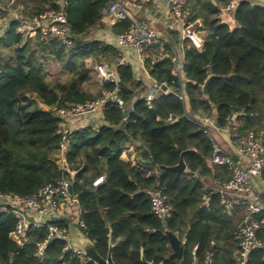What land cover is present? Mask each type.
I'll list each match as a JSON object with an SVG mask.
<instances>
[{
  "label": "trees",
  "instance_id": "1",
  "mask_svg": "<svg viewBox=\"0 0 264 264\" xmlns=\"http://www.w3.org/2000/svg\"><path fill=\"white\" fill-rule=\"evenodd\" d=\"M229 1L187 0L183 18L201 22L203 44L198 50L187 39L180 42L181 77L172 74L179 40L145 48L148 74L171 90L150 103L137 97L141 84L130 65L117 67V88L98 84L87 65L89 59L101 63L118 55L110 42L88 36L94 26H103L102 11L109 0H67L66 19L74 35L70 48L54 39L42 41L39 34L25 39L17 31L20 21L10 19L0 37V193L30 196L67 179L85 225L82 233L102 257L110 235L115 264H143L141 255L154 264H204L209 255L211 264H236L243 208L226 212L216 188L207 185L209 179L218 185L227 181L231 169L210 163L211 124L203 126L200 119L214 118L218 129L235 128L242 136L253 133L264 139V0H238L232 29L219 19L221 5ZM54 7L52 0H35L23 17ZM130 23L125 19L113 24L111 34L125 32ZM47 62L59 69L55 80ZM103 90L115 91L122 104L108 100L98 125L68 133L62 167L56 160L60 120L52 108L96 100ZM133 141L144 148L146 163L154 162L147 163L150 172L121 158ZM182 152L184 171L156 169L178 164ZM261 180L264 184V172ZM154 188L162 190L171 206L165 221L151 211L148 191ZM254 217L259 223L256 235L264 241V210ZM16 222L12 214H0V264L80 263L63 251V240L48 237L45 226L30 228L27 243L18 247L10 238ZM167 232L181 240L180 259L170 257ZM39 243L45 244L41 260L35 255ZM248 263L264 264V250H252Z\"/></svg>",
  "mask_w": 264,
  "mask_h": 264
},
{
  "label": "built area",
  "instance_id": "2",
  "mask_svg": "<svg viewBox=\"0 0 264 264\" xmlns=\"http://www.w3.org/2000/svg\"><path fill=\"white\" fill-rule=\"evenodd\" d=\"M215 3L216 0H208ZM54 8L34 14L29 18H19L13 14V19L19 20L17 31L24 35L25 39L35 37L40 40H56L62 47L70 48L73 45L74 35L66 19L67 0H52ZM238 0H230L228 4L220 9V13L232 15ZM187 0H167L170 11V27H177L180 32V41L189 40L195 48L201 49L203 41L202 25L199 21L185 22L183 11ZM0 9H2L0 7ZM219 13V14H220ZM129 19L128 29L113 37L111 44L117 49L118 55L110 62L99 63L94 66V71L99 83H113L118 85L117 67L125 64L128 54L142 56L145 48L160 42L157 32L146 22L131 20L130 15L122 0H109L107 7L102 11L101 20L113 25L122 20ZM220 19V18H219ZM222 22V20L220 19ZM225 24V23H224ZM8 23H0V29H5ZM182 50V44H180ZM182 61L175 60L172 74L182 76ZM163 84V83H160ZM165 85V84H164ZM166 86V85H165ZM171 90L167 88L162 91L160 86L153 85L151 90L145 94L144 99L150 103L161 93ZM183 99V94H177ZM108 100H115L119 105L122 102L116 97L115 91H102L96 100H88L83 104H68L62 107H53L52 111L59 118V132L61 133L60 149L58 154L62 158V167L65 166L64 155L67 150V135L72 130L76 121L101 114L104 104ZM172 122L173 120L170 119ZM203 126H207V118L200 119ZM230 140L235 150L237 160L223 152L221 147L213 142L212 157L210 163L215 165H226L231 169L230 178L220 183L215 191L219 197V203L228 213L243 208V214L238 228V250L236 252V264H249L248 255L254 249L264 250V241L257 237L259 223L255 214L264 210L262 193L257 181L261 179L264 172V139L256 137L253 133L242 136L235 128L230 129ZM102 181L98 178L93 185ZM262 184V180L260 181ZM70 182L61 179L56 184H47L30 196H19L10 193H0V214L9 213L17 220L14 230L10 234L11 240L18 246L23 247L27 243V232L30 228L45 226L49 238H56L65 242L63 251L70 252L71 257L79 258V264H85L87 258L84 253L71 245V228L82 232L85 228L83 221L79 220V208L75 198L70 194ZM152 213L161 221L171 216V206L166 195L159 188L148 191ZM53 217L68 219L66 227L52 222ZM73 217V221L70 219ZM35 255L41 260L43 258L44 243L37 244ZM209 255L204 264H211Z\"/></svg>",
  "mask_w": 264,
  "mask_h": 264
},
{
  "label": "crops",
  "instance_id": "3",
  "mask_svg": "<svg viewBox=\"0 0 264 264\" xmlns=\"http://www.w3.org/2000/svg\"><path fill=\"white\" fill-rule=\"evenodd\" d=\"M35 0H9L7 4H1L0 7V23H8L10 19H13V14H16L19 18H25L26 16L23 15V12H29L26 8H30L33 5ZM124 6L129 12L131 20L139 21V22H146L148 23L159 35L160 41L164 43H174L179 40L178 44H176V54L175 59L182 61L183 58V51L180 49V35L179 29L175 26L173 28L170 27V11L169 6L167 4V0H122ZM223 6L221 5V8ZM25 16V17H23ZM219 18L222 20V23H225L229 28L235 27V21L232 15H225L221 13L219 14ZM103 26L101 27L99 24L94 26L88 33V36H93V39H102L106 42H112L113 37L110 32L109 25L101 20ZM200 22V21H199ZM201 23V22H200ZM4 29H0V37L2 36ZM137 56L136 54H128L125 57V64H128L132 67L134 72V78L137 82L141 84L142 92L137 94V97L143 98L145 94H147L151 88L153 87L156 82L150 77L148 74L143 60L144 55ZM131 106L127 107L129 111ZM209 123L211 124L210 127V134L212 139L216 144H218L223 152L227 155L232 156L235 160L237 157L235 155V150L230 140V129H218L215 124H212L211 120L214 118L208 119ZM215 121V120H214ZM101 122V114L89 116L82 118L74 124L72 129L79 128L85 125H98ZM143 147L139 141H133L126 145L125 149L121 154V158L124 161L131 162L132 165H138L140 170L150 172V168L147 165L146 161L143 159ZM59 158L58 163L62 165V158L59 154L56 155ZM261 179L257 181L258 187L264 195V184ZM213 189H215L218 184L215 183L213 180L209 179L208 184ZM72 237L74 234L73 228H71Z\"/></svg>",
  "mask_w": 264,
  "mask_h": 264
},
{
  "label": "water",
  "instance_id": "4",
  "mask_svg": "<svg viewBox=\"0 0 264 264\" xmlns=\"http://www.w3.org/2000/svg\"><path fill=\"white\" fill-rule=\"evenodd\" d=\"M211 75L209 76V78ZM208 80L204 83L202 89L203 92L206 93V86H207ZM157 85L160 86L162 91H166L167 87L164 84L157 83ZM56 116V115H55ZM57 117V116H56ZM212 124H215L214 120H211ZM148 164L155 165L153 161L148 160ZM157 170H163V171H184L186 169L185 163L183 161V152L181 153V158L178 162V164L174 166H164V165H156L155 166ZM52 222L58 223V222H64L66 225H68L69 221L66 218L63 217H53ZM168 238V244L171 249L170 257L172 258H178L180 259L182 256V245L181 240L176 236V234L167 232L166 233ZM71 245L75 248L80 249L88 261L93 262L94 264H115L112 259V249L113 245L110 241V235H109V241H108V252L105 257L100 256L95 247L93 241L89 240L84 236V234L80 231H77L74 229V234L71 239ZM140 260L143 264H154L152 262H147L144 257L141 255Z\"/></svg>",
  "mask_w": 264,
  "mask_h": 264
},
{
  "label": "rangeland",
  "instance_id": "5",
  "mask_svg": "<svg viewBox=\"0 0 264 264\" xmlns=\"http://www.w3.org/2000/svg\"><path fill=\"white\" fill-rule=\"evenodd\" d=\"M7 3H9V0H0V5H1V4H2V5H3V4L5 5V4H7ZM179 34H180V33H179ZM90 38H93V36L90 35ZM110 61H111V60H110ZM110 61H107V62H110ZM86 62H87V65H88V66H90V67L93 68V70H94V66H95L96 64H99V63H94L91 59L87 60ZM104 62H106V61H103V62H101V63H104ZM46 67H47V70H48V72H49V74H50L51 80H55L57 76L59 77L60 72H59V69H58L57 65H55V64L52 63V62H47ZM94 76H95V78H96V80H97V82H98V84H99V79H98V77H97L95 71H94ZM61 79H65V75L61 76ZM59 156H60V155H59ZM56 160H57V162H58V161H59V158L56 157ZM70 219L73 221V217H70Z\"/></svg>",
  "mask_w": 264,
  "mask_h": 264
}]
</instances>
